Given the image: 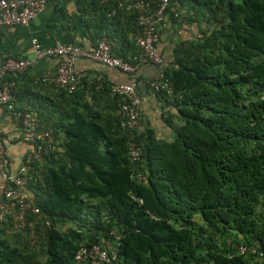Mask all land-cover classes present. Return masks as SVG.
<instances>
[{
	"label": "trees",
	"instance_id": "obj_1",
	"mask_svg": "<svg viewBox=\"0 0 264 264\" xmlns=\"http://www.w3.org/2000/svg\"><path fill=\"white\" fill-rule=\"evenodd\" d=\"M76 1L93 37L133 61L136 11ZM169 10L175 32L190 35L165 62L173 93L148 86L169 133L147 125L142 110L141 128H124L105 79L85 77L69 92L38 78L53 94L45 109L31 108L53 129L54 148L24 158L40 213L29 211L23 227L17 210L0 219V264H99L76 254L102 241L118 255L104 264H264L238 250L264 248V0H171Z\"/></svg>",
	"mask_w": 264,
	"mask_h": 264
},
{
	"label": "built area",
	"instance_id": "obj_2",
	"mask_svg": "<svg viewBox=\"0 0 264 264\" xmlns=\"http://www.w3.org/2000/svg\"><path fill=\"white\" fill-rule=\"evenodd\" d=\"M49 0H0V32L2 26L28 25L40 12L43 11ZM109 1V0H101ZM126 6L136 11V20L140 33L135 39L141 51L133 57V61L114 55L115 42L108 37L97 39L93 49H83L69 43L58 42L54 46L44 48L37 39L32 41L33 50L37 59L57 57L60 59L53 80L69 92L76 91L86 77V74L73 65V57L82 56L121 72L135 74L143 64L152 63L158 66L157 74L148 81V86L158 92L173 93V87L165 71V60L160 49L162 29L168 25V14L171 0H119V7ZM33 61L6 56L0 64V106L12 111L20 120L25 139L32 146L28 161L40 158L44 145L50 149L53 145V129L45 127L38 115L32 110H19L13 100L12 91L16 84L14 77L25 72ZM139 80L132 78L127 83H114L111 92L120 98L118 114L121 125L127 129L141 128V105L143 98L138 92ZM6 142L0 133V219L17 210L16 225H26L28 212L40 213V208L28 200V188L33 176L29 174L30 165L23 162L17 173H9L4 167ZM132 160L141 158L142 150L135 140L129 147ZM141 176V174H139ZM104 241L90 246L79 248L76 259L92 263H114L117 252L109 251L104 247ZM238 250L246 254L248 250L264 257V248L248 247L241 244Z\"/></svg>",
	"mask_w": 264,
	"mask_h": 264
},
{
	"label": "crops",
	"instance_id": "obj_3",
	"mask_svg": "<svg viewBox=\"0 0 264 264\" xmlns=\"http://www.w3.org/2000/svg\"><path fill=\"white\" fill-rule=\"evenodd\" d=\"M85 19L87 17L84 18L80 15L76 0H49L43 11L28 25L2 26L0 64L6 56L33 61L32 65L18 77L19 82H16L17 85L14 86L15 92L12 91L13 100L19 110H32L37 114L36 110L31 108L32 103H36L39 107L43 105V108H46L42 100H45L47 94L52 95L53 90L46 85H40L38 78L43 77L44 83L55 82L53 77L60 61L57 57L37 59L32 41L37 39L44 48L61 42L83 49H93L97 39L93 37V31L87 30ZM168 23V27L162 32L160 41V49L166 63L174 59V47L178 39L189 35L187 29L186 32L179 31V29L175 32L178 24ZM118 45L120 44L117 43ZM73 65L84 72L89 80L105 79L114 84L127 83L137 77L139 80L138 92L143 98L141 110L146 124L156 128L160 134L164 135L170 132L162 120L164 102L149 90L147 84L157 74L158 66L152 63L143 64L135 74L136 76H132L82 56L73 57ZM37 86L40 90L36 88ZM38 119L41 122L39 117ZM0 133L5 137L7 147L4 167L9 173L15 174L24 162V158L29 155L32 146L25 139L20 120L12 111L2 106H0Z\"/></svg>",
	"mask_w": 264,
	"mask_h": 264
}]
</instances>
